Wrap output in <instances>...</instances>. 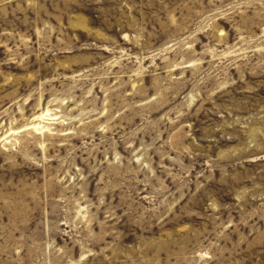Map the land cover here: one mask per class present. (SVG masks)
I'll return each instance as SVG.
<instances>
[{"label":"rangeland","instance_id":"obj_1","mask_svg":"<svg viewBox=\"0 0 264 264\" xmlns=\"http://www.w3.org/2000/svg\"><path fill=\"white\" fill-rule=\"evenodd\" d=\"M0 264H264V0H0Z\"/></svg>","mask_w":264,"mask_h":264}]
</instances>
